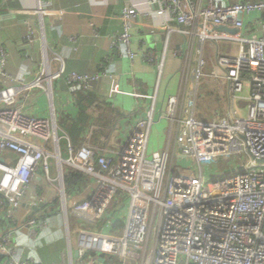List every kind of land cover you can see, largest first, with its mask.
Returning <instances> with one entry per match:
<instances>
[{"label": "built area", "instance_id": "built-area-1", "mask_svg": "<svg viewBox=\"0 0 264 264\" xmlns=\"http://www.w3.org/2000/svg\"><path fill=\"white\" fill-rule=\"evenodd\" d=\"M153 1L160 9L151 15L168 14L170 20L182 26L179 30L183 33H191L190 27H199L204 39L211 34V27L228 26L252 34L214 33V42L227 37L239 40L241 46L237 54L211 56L213 69L209 72L216 82L226 85L232 104L241 99L247 101V115H239L234 109L213 120L197 119L184 114V91L171 95L165 112L157 118L156 99L145 95L153 101L118 150L90 143L75 147L69 143L68 157L62 158L56 118L29 115L19 106L18 95L24 89L43 87L44 79L50 85L54 79H62L67 85L82 87L100 80L103 94L111 98L121 93L115 75L104 71L67 72L63 65L52 72L45 62L31 57L30 48L36 42L33 30L28 52L32 66L27 76L13 73L10 54L0 47V123L7 129L0 137V208L15 224L10 228L0 225V256L6 258L5 264H29L17 256L13 240L16 228L36 234L38 228L47 227V222L39 217L16 222L13 216L41 167L50 178L52 156L96 180L87 197L64 208L68 218L74 217L75 228L70 233L77 238L78 258L76 262L72 256L69 260L64 258L62 264H100V256L105 258L103 264H264V37L248 30L244 22L246 15H264V0H239L227 5L217 0H205V4L203 0ZM44 11L41 7L36 10ZM138 14V8L125 6L120 14L123 31L113 38L114 45L126 46L131 59L138 54L131 48V28ZM165 28L172 29L168 24ZM192 44L190 40L188 46L182 45L174 54L185 57L186 75L196 72L200 84L206 75L203 68L207 58L204 49H199L194 60L188 50ZM139 52L162 74L164 60L155 51L141 47ZM248 83L251 91L245 96ZM188 103L194 105V100L189 99ZM163 120L167 122L165 143L159 149H151L153 134ZM13 131L30 134L43 145L26 143L12 135ZM49 142L55 146L54 152L45 147ZM7 152L17 156L15 164L5 161ZM177 153L191 160L190 168L175 166ZM243 154L248 157L243 170L206 179L205 168L209 164L230 162L232 157L241 158ZM118 190L123 191L124 203L110 211L115 199V203H120ZM60 191L64 198V188ZM45 204L42 197L33 202L40 208ZM120 219L123 227L113 231L115 220Z\"/></svg>", "mask_w": 264, "mask_h": 264}, {"label": "crops", "instance_id": "crops-1", "mask_svg": "<svg viewBox=\"0 0 264 264\" xmlns=\"http://www.w3.org/2000/svg\"><path fill=\"white\" fill-rule=\"evenodd\" d=\"M237 1L239 0H217L221 5ZM128 5L138 8L139 12L131 28V48L138 53L133 59L128 56L124 44H113L114 36L123 31L124 25L120 14ZM40 7L45 11L36 12ZM159 9V4L153 0H0V47H5L9 52L10 69L14 74L27 76L31 72L32 57L36 62H45L52 72H57L61 65L67 72L94 74L104 71L114 74L119 83L121 93L111 98L103 94V84L100 80L82 87L67 85L62 79H54L50 85L47 79H44L43 87L24 89L18 95L19 106H22L29 115L56 118L60 127L59 148L62 158L68 157L69 143L75 147L90 143L107 147L112 151L118 150L127 140L135 121L153 101L145 95L156 99L157 118L165 112L168 98L184 91L186 95L184 107L185 110L188 109V112L184 110V114L188 113L196 118L195 110L200 87L207 89L203 90V96L213 94L217 90L221 92L225 109L220 111L221 114L216 111L215 118L234 110L236 103L242 111L247 106L245 99L232 104L226 85L216 82L214 75H210L209 72L213 69L210 57L237 54L241 46L239 40L227 37L214 42V33H226L231 36L239 33L248 34L247 36L252 34L245 33L244 30L235 31L228 26H213L210 28L211 34L202 39L199 27H190L191 33L186 34L179 30L182 26L169 19L168 14L151 15ZM258 18V13L246 15L245 26L248 30H255L258 36L264 37V19ZM165 24L172 28L171 31L165 28ZM31 30L34 31L36 42L30 48L32 53L30 57L28 52ZM162 35H165V38L161 37ZM149 37L155 40L149 41ZM190 40H193V44L188 50L192 58L196 60L199 49H204V56L207 58L203 68L206 75L202 77L205 81L202 80L200 84L196 72L186 75L185 57L174 54V50L182 45L188 46ZM157 43L163 44V50H158ZM141 47L155 51L160 60H164L162 74L156 65L143 59L139 52ZM164 53L165 56L162 58ZM194 60L193 65L197 69L198 64ZM1 87L0 83V89ZM250 91L248 83L243 95L247 96ZM189 99L194 100V105H189ZM82 117H84L80 122L82 132L76 134V141L73 143L67 126L73 125L75 120ZM166 123V120H163L156 128L151 149L163 147ZM6 130V126L0 123V137ZM12 135L32 145H43L40 139L30 134L13 131ZM45 147L51 152L55 151L52 142L45 144ZM4 158L10 164L17 161V156L12 152L5 153ZM69 167L72 166L52 156L49 160L50 178L41 167L23 204L14 210L13 217L16 222H24L32 217H39L40 221L47 222V227L38 228L36 234L26 228H16L13 232L17 256L27 260L29 264H62L64 258L69 260L72 256L75 262L78 258L77 238L70 233L75 228L74 217L70 215L68 218L64 208L71 207L87 197L94 190L96 180L94 176L86 173L85 184L68 193L65 189L64 174ZM61 188L65 190L64 198L61 195ZM41 197L46 201L45 206L41 208L38 206L40 209L33 210L32 207L35 206L33 202H38ZM54 200L56 202L52 203ZM51 206H55L56 211H51ZM0 225L6 228L15 225L8 219L3 208H0ZM5 260L4 256H0V264H5Z\"/></svg>", "mask_w": 264, "mask_h": 264}, {"label": "rangeland", "instance_id": "rangeland-1", "mask_svg": "<svg viewBox=\"0 0 264 264\" xmlns=\"http://www.w3.org/2000/svg\"><path fill=\"white\" fill-rule=\"evenodd\" d=\"M209 80H211V78ZM204 81H205V79H204ZM211 85H213L212 81H211ZM222 85H224V84H222ZM203 90H207L206 87H203L202 89L200 87V90L198 92L195 116L197 119L211 120V119L215 118L217 112H219L218 114H221L220 111L222 109L223 110L225 109V102H224V99L221 96V92L219 90L215 89V90H217L215 93L207 95V96L202 95ZM210 90H214V89L211 88ZM234 108H235V110L238 111L239 115H243V116L247 115V106L244 107V109L242 111V110H240L239 104L236 103ZM247 159H248L247 155L243 154L241 158L239 156L232 157L230 162L220 160L218 162L211 163L205 168L206 179L209 180L211 177H215V176L223 178V177L229 175L230 173L241 171V170H243L242 164H244L247 161ZM190 162H191V160L189 158H185V157L181 156L180 153H177V156L175 158V166H178V168H180V167L181 168H187V167L190 168L191 167ZM193 165H195V164H193ZM118 197L120 199V203H115V200H116L115 199L112 202V205L110 207V211L117 209L120 205H123L125 196H124L122 190H118Z\"/></svg>", "mask_w": 264, "mask_h": 264}, {"label": "trees", "instance_id": "trees-1", "mask_svg": "<svg viewBox=\"0 0 264 264\" xmlns=\"http://www.w3.org/2000/svg\"><path fill=\"white\" fill-rule=\"evenodd\" d=\"M243 2H256L258 0L252 1V0H241ZM261 17H263L264 19V15H262ZM86 114H83V116ZM82 119H84V117L79 118V120H75L71 125V126H67L68 129V133L70 135V138L72 140V142L74 143L76 141V134H81L82 132V127L80 126V122L82 121ZM86 181V173L82 170H79L77 168L74 167H69L67 172L64 174V184H65V189L66 192L70 193L74 190H76L77 188L81 187L82 185L85 184ZM56 201L54 200L52 203H55ZM51 211H56L55 209H57L55 206H51ZM121 206H119L118 208H120ZM50 211V212H51ZM47 213V212H46ZM49 213V212H48ZM124 225L123 220H115L113 226H112V230L113 231H117L120 228H122ZM109 262H111L110 259H108ZM115 260H112V262ZM111 262V263H112Z\"/></svg>", "mask_w": 264, "mask_h": 264}, {"label": "water", "instance_id": "water-1", "mask_svg": "<svg viewBox=\"0 0 264 264\" xmlns=\"http://www.w3.org/2000/svg\"><path fill=\"white\" fill-rule=\"evenodd\" d=\"M232 29H234L235 31H238L239 29L238 28H232ZM232 29H230V30H232ZM161 37H163V38H165V35H162ZM153 41V40H155V38H153V37H149V41ZM156 46H157V48H158V50L159 51H161V50H163V44L162 43H157L156 44ZM33 208V210H38V209H40L38 206H33L32 207ZM99 262H100V264H103L104 262H105V258L103 257V256H100L99 257Z\"/></svg>", "mask_w": 264, "mask_h": 264}]
</instances>
